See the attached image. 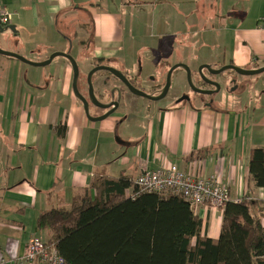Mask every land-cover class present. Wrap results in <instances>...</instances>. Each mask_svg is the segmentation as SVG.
I'll return each instance as SVG.
<instances>
[{
    "label": "crops",
    "instance_id": "1",
    "mask_svg": "<svg viewBox=\"0 0 264 264\" xmlns=\"http://www.w3.org/2000/svg\"><path fill=\"white\" fill-rule=\"evenodd\" d=\"M0 10L15 28L0 34V49L30 63L59 52L130 70L144 43H152L155 56L189 60L194 52L200 66L264 67V0H0ZM100 77L95 89L103 92ZM72 79L64 57L36 67L0 54V263L46 264L18 261L32 239L49 238L36 228L40 214L69 209L96 176L131 182L144 168L214 175L229 202L252 201L264 227V211L257 212L264 189L249 174L251 151L264 149V91L254 92L260 98L253 105L230 97L219 107L150 106L124 93L127 106L95 121L74 95ZM85 84L81 91L77 82L83 97ZM192 210L202 234L217 240L223 208Z\"/></svg>",
    "mask_w": 264,
    "mask_h": 264
},
{
    "label": "trees",
    "instance_id": "2",
    "mask_svg": "<svg viewBox=\"0 0 264 264\" xmlns=\"http://www.w3.org/2000/svg\"><path fill=\"white\" fill-rule=\"evenodd\" d=\"M249 174L264 189L263 148L251 151ZM132 182L96 176L69 209L39 215L36 228L49 234L45 243L63 264H264V227L247 196L225 204L212 240L179 195L125 197Z\"/></svg>",
    "mask_w": 264,
    "mask_h": 264
},
{
    "label": "rangeland",
    "instance_id": "3",
    "mask_svg": "<svg viewBox=\"0 0 264 264\" xmlns=\"http://www.w3.org/2000/svg\"><path fill=\"white\" fill-rule=\"evenodd\" d=\"M10 37V36H9ZM150 44L152 43H144V46H146L147 49H143L141 51V53L139 54L138 59H137V63L135 65V67L133 69L130 70H126V68H124L123 66H119L117 63H115V61H103L104 65L106 67H109L111 69H114L116 71H119L122 74L127 75H137L138 77H140L142 80H146L152 77H155L157 79L158 74L159 75V79L163 78V74L167 73L168 70L180 63V64H184L188 67V69L190 70V78H191V82L193 85L197 84V81L199 79H204L207 77L211 78L212 80H214L216 82V84L219 86V90L216 94L211 95V96H203L202 100L203 101H207V102H213V106H218V102H220V100H223L224 96H230L231 97H237L238 98V103L241 105H253L255 103L258 102V99L260 97H256L254 95L255 91H264V73L257 75V76H251V77H240L236 72L232 71V70H227L224 71L218 75H212L209 72L206 73H200L199 72V67H200V63L202 61V58L200 55H197V59H195V53L193 52V56L191 59L187 60V58H185V56L181 55L180 58L176 57L175 55H167L164 57H158L155 56V49L150 46ZM154 49V52H153ZM88 53L90 54V48L87 50ZM86 51V52H87ZM179 52V50H178ZM144 53V57H142ZM34 55H30V58H33ZM151 56H155L156 58H153ZM199 56V57H198ZM142 57V58H141ZM57 58V57H56ZM76 62V60H74ZM78 68H79V79H78V84L81 89V82L83 81V83H87L86 78H87V74L89 73V71H91L92 69H94V62H93V58L87 57V62H76ZM210 67V69H214L216 70V68H218V64H209L208 65ZM100 76H109L107 75V73L105 71H98L94 74V76L92 77L91 83L93 84L96 83V80L98 77ZM242 78L244 80H246L249 85L251 86L250 88H248L246 91H243L242 94H239V87L237 86V84L232 85V93H228L227 89L230 87V85L228 83H225V80L227 78ZM84 79V80H83ZM85 90H84V94L86 92L87 89V84H85ZM253 86V87H252ZM147 91V90H146ZM148 92V91H147ZM157 90H154L152 93H156ZM98 91H95L94 94L97 95ZM150 93V94H152ZM149 94V93H148ZM169 96H178V95H187L189 96L191 99H193L195 97V93H193L191 91V89L189 88L188 84H187V77L185 72L180 69L177 70L174 74L173 77L171 79V83H170V88L168 91ZM110 95V93H109ZM108 95V97H109ZM137 101H143L144 104H148L150 106H155L157 105L159 102H152L149 100H144L142 98L139 97H135ZM167 100L163 101L164 105H166ZM219 107V106H218ZM93 109V108H92ZM227 109V108H225Z\"/></svg>",
    "mask_w": 264,
    "mask_h": 264
},
{
    "label": "built area",
    "instance_id": "4",
    "mask_svg": "<svg viewBox=\"0 0 264 264\" xmlns=\"http://www.w3.org/2000/svg\"><path fill=\"white\" fill-rule=\"evenodd\" d=\"M11 16L0 10V26L10 25ZM134 192H127L126 197L135 198L142 193L179 195L192 209L209 205L212 208H223L228 202L226 191L214 175L204 177L192 170H181L175 166H165L159 169L144 168L132 182ZM41 260L46 264H63V260L52 247L38 238L32 239L26 248L22 262ZM2 260L0 264H4Z\"/></svg>",
    "mask_w": 264,
    "mask_h": 264
},
{
    "label": "flooded vegetation",
    "instance_id": "5",
    "mask_svg": "<svg viewBox=\"0 0 264 264\" xmlns=\"http://www.w3.org/2000/svg\"><path fill=\"white\" fill-rule=\"evenodd\" d=\"M98 66L106 67L101 62L94 64V68H96ZM170 69L168 70L167 73L163 74L162 81H161V79H159L160 78L159 77L160 74H158L157 79L155 77H152V78H149V79H146V80H142L137 75H133L132 74V75H127L126 76L125 74H122L119 71L118 72L125 78L126 82L129 85H131L132 87H134L135 89H137L139 91H142L143 93H145L146 95H149L151 97H158V96H160L162 94V91H163V89L166 86L167 76H168V73H169ZM246 70H248V69H246ZM91 71H89V73ZM101 71H103V70H101ZM176 71L177 70H174L171 73L170 83H171V79L173 77V74ZM105 72L109 76H103L102 87L105 89L103 92L102 91L99 92V90L95 89L96 83H94V82H93V84L91 83L92 87H93V93L95 91H98L97 95L94 94V96L96 98V102H94V103L90 102L89 97H88V91L85 92V97L84 98L88 102V106H87V112L84 109L83 110H84L86 116L90 120L99 119L100 117H103L104 115H106V114H108V113H110L112 111H113L112 112V114H113L120 107L127 106L128 103L126 101L127 99H125V97H124V93H130V95L134 96V94H132L129 91V89L125 85L124 81H122L121 79L115 77L113 74H111L108 71H105ZM206 72L207 71H205V70L202 71V73H206ZM88 74H87V76H88ZM94 74L92 75V77L94 76ZM185 74H186V77H187V73L186 72H185ZM238 75L240 77H246V76H243V75H240V74H238ZM92 77H91V80H92ZM225 83H228L230 85V87L227 89V92L229 94L232 93L231 89H232V85H234V84H237V86L240 88L239 89V94H242L243 91H246L248 88L251 87L246 80H244L242 78H237V77H235V78H232V77L231 78H227L225 80ZM187 84H188L189 88L191 89V91L196 94L193 99H191L187 95L169 96V94H168V91H169V88H170V86H169V88L167 90V93L159 101L167 100L165 102L167 105L180 104L181 103V104L191 105V106H194V107H198V106H201V107H212L213 106L212 105L213 102L210 103V102H207V101H203L202 97L203 96H211V95H214V94H216L218 92L219 89L216 90V87L213 86V84H216V82L214 80H212L211 78L207 77V79L206 78H204L203 80L199 79L197 81V84L193 85L192 82H191V78L189 80L188 77H187ZM154 90H157V92L156 93H152ZM109 93H110V95H109ZM150 93H152V94H150ZM108 95H109V97H108ZM129 97H131V96H129ZM230 97H231V94H230V96H224L223 100H220V102H218V103H225L226 104V102L229 100ZM141 98L144 99V100H148V99H145L143 97H141ZM149 101H151V100H149ZM103 105H111V106H110V108L103 109L102 108Z\"/></svg>",
    "mask_w": 264,
    "mask_h": 264
},
{
    "label": "water",
    "instance_id": "6",
    "mask_svg": "<svg viewBox=\"0 0 264 264\" xmlns=\"http://www.w3.org/2000/svg\"><path fill=\"white\" fill-rule=\"evenodd\" d=\"M6 31H10V32L14 33L15 32V28H14L13 25H8V26H5V27L0 26V34L6 32ZM0 54L1 55H4V56H8V57H12V58L18 59V60H20V61H22L24 63L30 64V65L36 66V67L47 66L56 57H64L65 59L68 60V62L70 63V65L72 67V70H73V79H72V90H73V93L77 97V99L82 103L83 109L87 112L88 102L86 101V99L82 95H80V93L78 92V88H77V82H78V77H79V68H78L76 62L74 61V59L70 55L56 52V53L51 54L49 56V58L46 61H44V62H40V63H30V62L26 61L25 59H23L22 57H20V56H18L16 54L10 53V52L3 51L2 49H0ZM178 68L183 69L187 73V77L190 80V70L188 69V67L186 65H183V64L175 65V66H173L170 69V71L168 73L166 86L163 89L162 94L160 96H158V97H151L149 95H146L142 91H139V90L135 89L134 87H132L131 85H129L126 82L125 78L118 71H116L114 69H111L109 67L98 66V67L94 68L88 74V76H87V86H88V97H89V100H90V102H93V103L96 102V98H95L94 93H93V87H92V84H91V77H92V75L95 72H98V71L103 70V71L110 72L115 77H117V78L121 79L122 81H124L125 82V85L127 86V88L129 89V91L132 94L137 95L139 97H143L145 99H148V100H151V101H154V102L159 101L167 93V90H168V88L170 86V76H171V73L174 70L178 69ZM203 70H206L207 72H209L212 75H218V74H220V73H222L224 71L232 70V71H234V72H236V73H238L240 75L248 76V77H250V76H257V75H260V74L264 73V67H261V68H258V69L246 70V69H242V68L235 67L233 65H229V66L223 67L221 69H216V70L210 69V67L208 65H202V66L199 67V72L202 74V71ZM213 86L216 87V90L219 89V86L217 84H213ZM110 106L111 105H103L102 108L103 109H107V108H110ZM112 112L104 115L103 117H100L99 119H96L95 121H100V120L105 119L106 117H108L109 115H111Z\"/></svg>",
    "mask_w": 264,
    "mask_h": 264
}]
</instances>
